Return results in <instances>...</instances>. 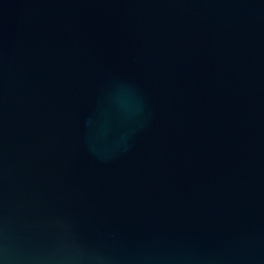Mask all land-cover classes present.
Instances as JSON below:
<instances>
[{"label": "water", "instance_id": "95a60500", "mask_svg": "<svg viewBox=\"0 0 264 264\" xmlns=\"http://www.w3.org/2000/svg\"><path fill=\"white\" fill-rule=\"evenodd\" d=\"M0 264H264V0H0Z\"/></svg>", "mask_w": 264, "mask_h": 264}]
</instances>
